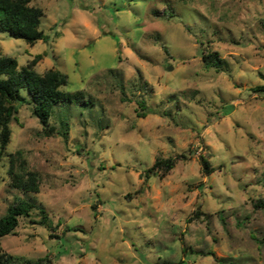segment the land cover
I'll list each match as a JSON object with an SVG mask.
<instances>
[{
	"label": "rangeland",
	"instance_id": "rangeland-1",
	"mask_svg": "<svg viewBox=\"0 0 264 264\" xmlns=\"http://www.w3.org/2000/svg\"><path fill=\"white\" fill-rule=\"evenodd\" d=\"M31 5L48 40L0 32V54L59 70L84 100L56 106L49 128L28 105L10 125L0 218L18 199L35 207L0 239L13 263L264 264V0ZM11 154L38 193L12 186ZM171 157L165 176L145 177Z\"/></svg>",
	"mask_w": 264,
	"mask_h": 264
},
{
	"label": "trees",
	"instance_id": "trees-1",
	"mask_svg": "<svg viewBox=\"0 0 264 264\" xmlns=\"http://www.w3.org/2000/svg\"><path fill=\"white\" fill-rule=\"evenodd\" d=\"M32 0H0V32L8 33L12 38L23 40L33 46L37 42H46L48 36L41 30V20L44 12L41 8L31 5ZM206 67L221 70L223 60L217 53L202 55ZM37 58L19 67L17 61L11 57L0 54V154L6 151L11 138L10 125L16 120V115L22 105L31 108V115L35 117L44 128H49L50 119L54 108L82 104L84 97L80 91L69 92L68 76L57 69H50L43 74L35 70ZM258 91H264V86L258 87ZM22 92L28 93L30 99L22 96ZM143 101L139 103V106ZM8 175L12 178V186L25 192L38 193V181L34 173H28L23 178L14 170L15 155L9 157ZM176 158H156L152 167L145 171V177L165 176L176 165ZM202 173L210 175L213 169L208 160L199 158ZM34 205L16 200L0 218V239L14 233L18 227L20 218H28L34 209ZM42 219L38 224L49 227L46 214L40 210ZM195 215H198L196 212ZM183 248V252L187 251ZM47 261L38 259L33 263L41 264ZM0 264H14L0 245ZM180 264V263H179Z\"/></svg>",
	"mask_w": 264,
	"mask_h": 264
}]
</instances>
